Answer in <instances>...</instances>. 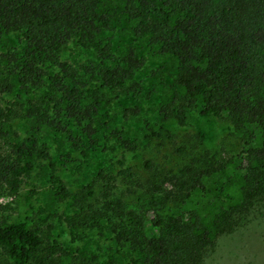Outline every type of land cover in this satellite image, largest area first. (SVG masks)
<instances>
[{
    "label": "trees",
    "instance_id": "obj_1",
    "mask_svg": "<svg viewBox=\"0 0 264 264\" xmlns=\"http://www.w3.org/2000/svg\"><path fill=\"white\" fill-rule=\"evenodd\" d=\"M122 23L133 42L113 54L102 47L103 33ZM12 34L19 38L16 49ZM73 40L93 49L99 64L61 59ZM0 63V195L16 196L39 163L47 188L35 213L38 223L49 238L51 221L62 220L72 242L80 244H45L38 228L2 220L0 248L12 264H125L121 250L130 264H202L221 235L264 206V0H0ZM151 63L161 121L188 126L193 111L226 118L239 149L218 158L201 148L176 172L146 182L154 202L175 204L176 214L153 211L147 217L127 207L125 194L144 182L123 160L115 174L96 173L100 201L87 204L92 186L70 192L40 139L57 136L83 155L85 143L96 146L101 137L112 150L136 151L140 136L116 127L115 115H136L140 108H114L110 95L142 96L137 76ZM14 92L4 106L3 96ZM15 118L24 121L23 138ZM143 124V139L160 137L150 120ZM142 165L152 171L150 160ZM118 179L125 194L117 193ZM63 202L70 214L58 211ZM84 229L96 230L108 243L95 242L91 249Z\"/></svg>",
    "mask_w": 264,
    "mask_h": 264
},
{
    "label": "rangeland",
    "instance_id": "obj_2",
    "mask_svg": "<svg viewBox=\"0 0 264 264\" xmlns=\"http://www.w3.org/2000/svg\"><path fill=\"white\" fill-rule=\"evenodd\" d=\"M122 24H115L111 29L103 33L102 47L107 46L113 54H118L125 49L127 44L133 42L130 35L122 33ZM18 36H10V46L18 48ZM137 45L140 42H135ZM61 59L71 64H85L93 62L99 64L100 60L93 49L80 47L74 40L62 48ZM154 64H148L138 74L143 88V95L133 97L131 93L111 94L112 106L114 108L139 107L140 112L136 115L122 114L115 115V125L130 134L140 136L141 143L134 152H123L119 148L110 149V142L102 139L96 146L85 143L87 155L72 150L67 143L60 142L57 136L47 135L41 137L40 141L49 146L51 156L55 161V174L64 182L70 192H80L84 187L91 185L90 191L93 195L87 197V204L98 203L99 183L96 180V173L104 170L115 174L118 160H123L125 166L132 169L137 178L144 182L143 186L136 189L134 193L125 194V183L122 179L116 181L117 193L124 191L127 207L137 208L141 215L149 217L153 211L161 214H176L177 206L173 203L159 205L154 202L153 197L147 189L146 182H159L165 176L171 175L183 164L188 162L201 148L208 149L215 153L216 157L231 156L237 153L238 139L226 118H218L212 115H201L198 111L192 112L194 121L188 126L180 127L174 120L161 121L155 111V104L158 101L160 88L156 85L152 72ZM3 74L2 63H0V76ZM165 82L167 77H162ZM14 94L4 95L3 105L13 100ZM150 120L152 127L159 132L160 137L143 139L145 127L143 120ZM24 121L19 118L13 120V126L21 138L24 137ZM202 136V138H201ZM202 139V140H199ZM184 147L183 152L179 148ZM150 160L153 163L150 173L143 169V162ZM47 184L39 177V163L35 168L24 176L23 184L16 196L0 195V221L7 223L24 222L29 228H38L45 244L51 240L67 243L72 246L80 245L79 242H72L65 223L62 220L51 221L54 229L51 236H45L46 228L38 223L35 215L38 207L43 202L44 191ZM86 204V200H85ZM154 204V205H153ZM264 205V201L261 206ZM60 213L70 214V209L65 202L58 205ZM81 234L92 242L91 249H95L94 243L100 246L108 243L104 235H100L94 229H84ZM202 264H264V206L254 210L240 227L231 233L221 235L212 248L206 250ZM125 264H130V257L121 250ZM125 254V255H124ZM105 254L100 256V260ZM0 264H12L0 248Z\"/></svg>",
    "mask_w": 264,
    "mask_h": 264
}]
</instances>
